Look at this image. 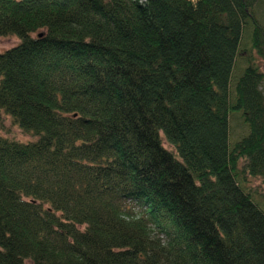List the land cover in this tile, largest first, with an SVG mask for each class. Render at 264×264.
<instances>
[{
	"label": "trees",
	"instance_id": "trees-1",
	"mask_svg": "<svg viewBox=\"0 0 264 264\" xmlns=\"http://www.w3.org/2000/svg\"><path fill=\"white\" fill-rule=\"evenodd\" d=\"M262 10L0 0V264H264Z\"/></svg>",
	"mask_w": 264,
	"mask_h": 264
},
{
	"label": "rangeland",
	"instance_id": "rangeland-1",
	"mask_svg": "<svg viewBox=\"0 0 264 264\" xmlns=\"http://www.w3.org/2000/svg\"><path fill=\"white\" fill-rule=\"evenodd\" d=\"M262 16L264 17V10H262ZM20 40L16 37H6L0 38V54L4 53L13 47L19 44ZM262 72H264V60H257ZM245 67L244 59H238L235 68V75H238L242 69ZM5 126L7 131H0L1 134H4L12 139L28 142L31 139L30 136L23 134L19 129L11 127L10 120L6 118ZM247 133V128L244 125L241 116L239 114L230 116V137L233 141L239 140ZM229 144L232 145L233 142L229 141ZM167 150L174 152V150L165 144ZM249 188L253 191L252 200L253 202L264 212V181L261 179H249Z\"/></svg>",
	"mask_w": 264,
	"mask_h": 264
},
{
	"label": "water",
	"instance_id": "water-1",
	"mask_svg": "<svg viewBox=\"0 0 264 264\" xmlns=\"http://www.w3.org/2000/svg\"><path fill=\"white\" fill-rule=\"evenodd\" d=\"M40 37H41V35H40Z\"/></svg>",
	"mask_w": 264,
	"mask_h": 264
}]
</instances>
